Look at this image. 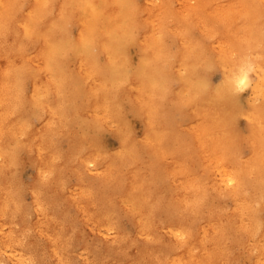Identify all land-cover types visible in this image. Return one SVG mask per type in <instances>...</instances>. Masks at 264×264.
<instances>
[{
  "label": "bare ground",
  "instance_id": "obj_1",
  "mask_svg": "<svg viewBox=\"0 0 264 264\" xmlns=\"http://www.w3.org/2000/svg\"><path fill=\"white\" fill-rule=\"evenodd\" d=\"M197 1L193 14L188 13L191 6L183 11L179 2L174 9L168 0L156 3L151 12L155 14H150L157 20L155 26L172 21L175 31L171 33L179 49L174 60H169L166 51L162 52L166 30L163 25L161 37L151 39L136 68L131 64L129 67L122 51L125 41H133L128 34L132 22L131 0H0V213L3 219H17L14 209L18 199L9 189L7 173L15 164L17 150L22 148L36 168L30 185L33 207L38 212L35 225L50 216L47 204L57 198L48 196L54 190L64 192L62 176L66 172L77 178L76 186L68 190L84 201L77 214L81 224L93 225L96 230L112 229L114 211L121 209L130 216L135 233L124 234L112 246L106 245L104 253L97 257L104 261L96 264H109L111 260L115 264H221L218 249L224 245L223 237L229 233V226L258 239L254 244L261 256H256L252 264H264V221L256 216L258 210H264V192L258 189L253 198L242 194L247 190V177H264V107L253 106L250 114L252 124L247 139L252 153L247 161H234L223 125L228 93L234 90L233 73L248 52L258 47L253 46L254 37L251 41L245 39L255 31L248 3L257 0H220L223 3L220 5L215 0L209 9V0ZM258 1L262 7L256 8L257 16L264 19V0ZM143 7L150 8L146 2ZM198 7L201 9L197 17L202 16L200 20L210 28V35L216 34L217 41L224 44L214 46L218 48L215 55L194 40L186 26L193 22L188 16L196 14ZM71 21L78 28L75 36L63 31L65 23ZM98 53H103L101 62ZM71 55L77 57L72 72L63 65L64 58ZM200 61L205 66L220 67L224 71L223 81L210 89L198 85L190 88L196 108L191 116L194 122L190 126V141L172 154L179 160V167H171L165 162L168 135L156 129L161 127L157 115L164 101L160 98L169 91L166 93L161 88V76L147 71H197ZM186 80L182 78V83ZM125 95L143 117L144 132L139 143L122 135L116 154L102 155L94 146L96 143L88 144L83 153L74 155L69 145L70 157L58 151L54 141L59 135L85 139L83 133L70 127L74 123L80 129L116 123V99ZM79 96L87 102L74 104L72 100ZM186 101L187 98L181 100ZM214 105L216 109L212 110ZM32 117L40 119L39 128L32 125ZM226 152L237 168L227 165ZM188 156L204 167L214 162L234 180L239 179L229 191L233 204L226 218L216 216L217 211L209 207L197 231L188 228L184 218L190 203L197 208L202 205L194 198L199 185L197 175L181 163ZM100 160L108 174L104 176L100 172L96 178H88V166ZM156 173L170 177L172 200L156 199L151 187V177ZM175 173L182 176L178 182L173 179ZM159 206H168L174 215L156 219L153 210ZM245 217L249 220L247 224ZM12 234L1 236L0 253L16 243L19 233ZM54 243L48 241L49 251L54 249ZM171 248L175 253L168 260L164 251ZM17 255L14 264L27 260L30 263L29 258H22L20 251ZM120 258L124 259L122 263Z\"/></svg>",
  "mask_w": 264,
  "mask_h": 264
},
{
  "label": "rangeland",
  "instance_id": "obj_2",
  "mask_svg": "<svg viewBox=\"0 0 264 264\" xmlns=\"http://www.w3.org/2000/svg\"><path fill=\"white\" fill-rule=\"evenodd\" d=\"M159 1L131 0L130 6L132 8L130 11L132 13V22L128 34L133 41H125L122 50L128 65L137 66L143 49L150 44L151 39L153 37H161L163 25H166V30L165 37H163L164 48L162 52H167L165 54L168 55L169 60H174L176 57L179 47H177L176 37L171 33V31H175L174 24L169 20L159 26H155L157 20H153L150 15L155 14L151 12L154 11L156 3ZM213 1L215 0H209L208 9ZM217 1H219V5L223 4L222 1ZM145 2L150 6L149 9L143 7ZM177 2L180 3L183 11H186L184 9L186 6H191L192 9L188 12L190 14L195 12V6L198 3L197 0H168L172 9L176 7ZM248 5L250 7L249 14H251V18L255 24V31L250 36L248 34V37H245V39L251 41L254 37L256 41L253 39V46H258L249 51L244 59V61L252 65L253 70L249 77L251 83L247 90L242 93L235 89L228 93L224 108L225 119L223 121L225 130L227 131L226 139L230 144L233 159L236 163L239 160L247 161L251 158L252 147L250 141L247 139L250 125L252 124L250 114L253 106L261 105L264 107V19L258 18L256 11L258 6L262 7V3L257 0L254 3H248ZM133 6H136V9H133ZM199 9L201 8L198 7L196 9V14L188 16V19H191L193 22L186 24V26L189 29L191 37L198 41L205 50L210 48L215 55L218 48L214 46L218 45L222 47L224 44L217 41V38L214 37L216 34L210 35V28L200 20L202 16L200 18L197 17V13L200 12ZM212 17L220 19L219 16ZM222 26L219 28H222ZM77 29L76 24L71 21L65 23L63 31H66L65 34L69 36H75ZM236 50L234 47V52ZM102 54L98 53L97 55L100 62L102 61ZM64 60L63 65L72 72L77 66V57L75 55H71V57L66 56ZM147 72H152L154 76H161V88H164L166 93L169 91L165 97L160 98L164 101L162 106L159 107L160 114L157 115L161 127L156 129L160 133L163 130L168 135L167 145L169 151L165 156L166 164L178 168L179 160L172 156V154L178 153L180 148L190 141V126L194 122L191 116L196 111L194 101L190 96V88L197 85L202 87V89L217 87L223 81L222 75L224 71H221L220 67L215 64L205 66L200 61L197 71ZM63 77L65 76L63 75ZM182 78H186L187 80L182 83ZM24 88H26V92L29 91L27 83H25ZM184 89L187 90L184 91ZM184 98H187V101L181 102ZM68 100H70L69 97ZM72 102L74 104H85L87 99H82L79 96L74 98ZM215 109L216 105L212 107V110ZM115 110L117 113L116 123H109L103 127L89 126L86 129L77 128L74 123L70 127L80 134L83 133L86 140L78 138L68 139L67 135L62 134L55 138V147L58 151L70 157L69 145L75 151H72V155L83 153L88 144L94 145V143H96L94 146L101 150L102 155H111L116 154L120 149V137L122 135H126L133 142L139 143L144 132V121L142 115L131 105L127 95L116 99ZM76 117L80 121L78 116ZM31 123L36 128L40 127V119L32 117ZM139 154L141 155L143 152H139ZM15 160L14 166L12 165L8 169L7 184L10 186L9 189H11L12 194L14 193L15 200L18 199V202H15L14 209V212L17 213V219H3L0 213V238L1 236L13 235L12 233H19V235H16L17 238L14 245L1 251L0 264H14L19 251L22 258H29V264H96L104 261L97 257L104 253L106 245L112 246V243L119 241L124 234L135 233L134 224L130 216L121 209L113 213L112 229L100 228L96 230L93 225L81 224L77 218V214L79 208L84 206V201L79 200L74 193H70V190H68L74 188L77 182L76 176L70 172H66L62 176L63 182L66 185L63 188L64 192L61 193L60 190H54L48 196L53 199L57 198L54 203L47 204V211L50 213V216L43 218L39 225H35L36 220H38V212L33 207V195L30 185L35 177L36 168L27 152L22 148L17 150ZM234 161L229 156V153L226 152L225 162L227 165L231 168H237V164ZM181 163H184V168L189 171L193 170L196 173L199 185L194 198L196 203H202L200 208L195 207L196 204L190 203L185 209L184 218L187 227L193 231L199 230L204 222V215L210 209L217 211L215 215L221 219L226 218L233 204V196L229 191L233 189L235 183L239 182V179L234 180L228 171L215 165L214 162L209 163L208 168L207 166H202L196 158L191 159L188 156ZM88 168V178H96L100 172H103L104 176L108 174L105 169V163L102 160L90 163ZM122 172H124V169H122ZM227 177H230L231 180H226ZM181 178L182 176H177L176 173L173 176V179L177 180V182ZM247 179L245 180L248 184L247 190L245 192L243 190L242 192L244 196L253 198L258 189L264 192L263 176L251 175ZM151 180V187L154 188L155 197L158 201L172 200L173 190L170 177L156 173L152 175ZM177 182L175 183L177 184ZM13 185L16 186L13 187ZM153 214L156 219H164L171 218L174 212L168 206H159L154 208ZM256 216L259 220L264 221V210H258ZM244 222L246 224L249 222L247 217L244 218ZM229 227V233L223 237L224 245L218 249L219 261L221 264H252L256 256H261L254 244L258 239L248 236L242 231L232 228V226ZM50 239L55 242L54 249L51 251L48 250V241ZM174 253V248L168 251L165 250V258L169 260L173 257ZM123 261L124 259L120 258L119 262L122 263ZM24 263L27 264L28 260L27 263L26 261L22 262V264ZM107 263L115 264V260Z\"/></svg>",
  "mask_w": 264,
  "mask_h": 264
},
{
  "label": "clouds",
  "instance_id": "obj_3",
  "mask_svg": "<svg viewBox=\"0 0 264 264\" xmlns=\"http://www.w3.org/2000/svg\"><path fill=\"white\" fill-rule=\"evenodd\" d=\"M252 70V65L247 61L242 62L238 66L231 78V83L236 91L242 93L247 90L249 84L251 83L249 77Z\"/></svg>",
  "mask_w": 264,
  "mask_h": 264
}]
</instances>
